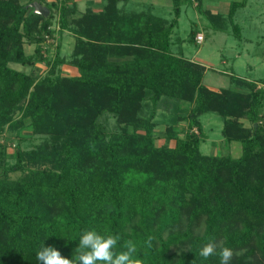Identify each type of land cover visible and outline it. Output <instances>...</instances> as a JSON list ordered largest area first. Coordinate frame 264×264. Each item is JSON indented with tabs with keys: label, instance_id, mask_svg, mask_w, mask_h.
I'll use <instances>...</instances> for the list:
<instances>
[{
	"label": "trees",
	"instance_id": "16d2710c",
	"mask_svg": "<svg viewBox=\"0 0 264 264\" xmlns=\"http://www.w3.org/2000/svg\"><path fill=\"white\" fill-rule=\"evenodd\" d=\"M193 1L202 12L203 0H172L166 19L121 0L82 13L72 0H0V133L28 126L45 136L34 148L16 146L14 163L0 144V264H39L42 243L71 260L84 229L119 235L118 248L134 241L145 264H219L199 256L209 240L233 251L231 264H264V78L260 88L231 76L230 87L213 90L204 66L173 53L182 6ZM243 5L231 4L227 17ZM55 17L59 34L74 38L68 59L42 47ZM64 65L77 74L62 75ZM159 109L167 127L157 146ZM106 112L119 129L100 122ZM210 113L222 118L224 140L241 145L239 157L200 152V117ZM182 120L186 128L174 129Z\"/></svg>",
	"mask_w": 264,
	"mask_h": 264
},
{
	"label": "rangeland",
	"instance_id": "374dc122",
	"mask_svg": "<svg viewBox=\"0 0 264 264\" xmlns=\"http://www.w3.org/2000/svg\"><path fill=\"white\" fill-rule=\"evenodd\" d=\"M165 0H131L133 5H139L151 2L156 5L155 14L157 16L170 19L172 10L170 5H166ZM244 5L238 7L232 19L227 17L230 5L241 3ZM195 1L186 2L182 6L178 23L172 34L173 53L182 54L195 63H199L205 68L204 85L217 90L219 88H228L231 86L230 77L254 81L258 87L264 78V0H203L202 12L195 8ZM211 15V16H209ZM219 17V18H216ZM57 17L54 18V38H46L42 44L45 55L53 57L56 51H59L60 57L68 59L74 45V38L70 32H58L56 24ZM219 25V26H218ZM218 26V27H217ZM222 27V28H221ZM236 27V28H235ZM196 30L194 40L189 39V32ZM201 38V41L198 40ZM57 44L59 48H57ZM34 45L25 44V51L31 54ZM17 70L28 71L29 68H23L20 65H12ZM37 73L44 75L46 66L43 63L37 64ZM62 75L72 76L77 74L76 70L64 65L61 67ZM164 110L159 109L155 117L156 145L165 143V132L167 124L163 120ZM264 117V111H261ZM148 110H144V115ZM100 122L107 125L112 131L119 129L116 118L106 112ZM203 124V142L200 146V152L203 155L231 156L237 158L241 155V145L237 142H227L221 134L223 121L215 113L205 114L200 117ZM239 123L247 128L251 127L250 121L240 118ZM187 122L182 120L178 122L174 129L183 130ZM257 125V124H254ZM45 136L33 134L28 127H21L17 130L5 129L0 133V144L7 147L6 161L14 163L13 151L16 146L22 149L34 148L42 142ZM169 147L174 146V141H167ZM21 176V173H13V179ZM239 254H243L239 252ZM252 262H259L261 257L255 254ZM261 263V262H260Z\"/></svg>",
	"mask_w": 264,
	"mask_h": 264
},
{
	"label": "clouds",
	"instance_id": "9594fccd",
	"mask_svg": "<svg viewBox=\"0 0 264 264\" xmlns=\"http://www.w3.org/2000/svg\"><path fill=\"white\" fill-rule=\"evenodd\" d=\"M119 235H101L95 230L84 229L79 233L78 247L74 250L72 259L62 257L53 247L40 245L36 251L39 264H145L138 258V248L134 241L125 240L119 244ZM145 246L151 247L152 238L144 241ZM214 240H209L199 249V256L207 260L217 255L219 264H231L233 251L228 247H219Z\"/></svg>",
	"mask_w": 264,
	"mask_h": 264
},
{
	"label": "crops",
	"instance_id": "0c3cea01",
	"mask_svg": "<svg viewBox=\"0 0 264 264\" xmlns=\"http://www.w3.org/2000/svg\"><path fill=\"white\" fill-rule=\"evenodd\" d=\"M45 1L47 3H50V2H53L56 0H45ZM72 1L75 2L76 8H77L78 12H80V13L84 12L87 7L93 9V11H99L105 3L104 0H72ZM164 2L166 5H170L172 8V0H165ZM133 4L134 3H132L131 0H121V2H120V6H123V7L128 8V9H132V8L142 9L144 7H147V6L151 7L153 9V12H155V9H156V5L152 4L151 2H149V3L146 2V4L142 3L139 5H133ZM203 83H204V80H203ZM208 88H210V87H208ZM210 89H212V88H210Z\"/></svg>",
	"mask_w": 264,
	"mask_h": 264
},
{
	"label": "water",
	"instance_id": "95a60500",
	"mask_svg": "<svg viewBox=\"0 0 264 264\" xmlns=\"http://www.w3.org/2000/svg\"><path fill=\"white\" fill-rule=\"evenodd\" d=\"M29 7L33 9V12L38 15L48 16L49 11L46 7L40 5L39 3L33 2L29 4ZM256 126V125H255Z\"/></svg>",
	"mask_w": 264,
	"mask_h": 264
},
{
	"label": "built area",
	"instance_id": "2783aa9c",
	"mask_svg": "<svg viewBox=\"0 0 264 264\" xmlns=\"http://www.w3.org/2000/svg\"><path fill=\"white\" fill-rule=\"evenodd\" d=\"M198 40H200V41H201V38H199Z\"/></svg>",
	"mask_w": 264,
	"mask_h": 264
}]
</instances>
